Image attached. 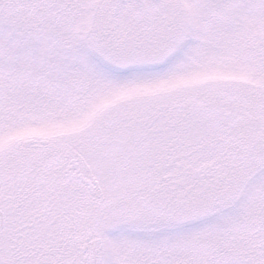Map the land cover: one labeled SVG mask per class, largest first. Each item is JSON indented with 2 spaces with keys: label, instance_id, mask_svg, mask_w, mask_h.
Listing matches in <instances>:
<instances>
[{
  "label": "snow or ice",
  "instance_id": "6c2138e0",
  "mask_svg": "<svg viewBox=\"0 0 264 264\" xmlns=\"http://www.w3.org/2000/svg\"><path fill=\"white\" fill-rule=\"evenodd\" d=\"M0 264H264V0H0Z\"/></svg>",
  "mask_w": 264,
  "mask_h": 264
}]
</instances>
